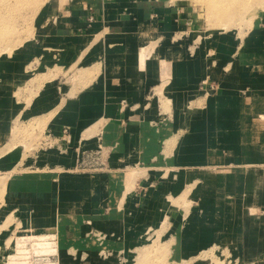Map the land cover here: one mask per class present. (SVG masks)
I'll return each mask as SVG.
<instances>
[{
    "label": "crops",
    "instance_id": "obj_1",
    "mask_svg": "<svg viewBox=\"0 0 264 264\" xmlns=\"http://www.w3.org/2000/svg\"><path fill=\"white\" fill-rule=\"evenodd\" d=\"M38 22L0 72L10 233L54 231L57 264H264V14L210 34L177 0H70Z\"/></svg>",
    "mask_w": 264,
    "mask_h": 264
},
{
    "label": "rangeland",
    "instance_id": "obj_2",
    "mask_svg": "<svg viewBox=\"0 0 264 264\" xmlns=\"http://www.w3.org/2000/svg\"><path fill=\"white\" fill-rule=\"evenodd\" d=\"M55 1H59L61 4L67 3L68 1L70 2V0H0V72H5L7 69L11 70L12 61L20 60L24 53L33 47L34 42L37 40L39 17L48 10V5ZM177 1H180L181 7L189 14L192 22H194V27L210 34L217 31L223 32L233 29H247L252 26L254 21L260 19L264 14V0H242V5L238 4L235 5L238 8L234 7L235 10H240L236 15L237 17H234V19H219L212 16L204 0ZM10 58L12 59L10 60ZM19 69L23 73V64L19 65ZM36 72L38 73V71ZM45 126V121H35L24 127L18 126L19 128L17 127V129L14 130L16 142L19 141V145L21 144L24 147H27L24 142H39L42 138L41 133H43ZM28 147L27 149L29 150L30 148ZM39 149L40 143H38L37 146H32L29 152L31 154H37ZM9 176L10 174H0V263H27L24 260H14L13 258L19 251L25 252L27 250L21 248L24 244L20 243L18 239L21 236H29L30 240L35 241V246L38 245V249L34 248L37 252L39 251L40 254H49L54 251L58 253L59 247L56 248V246L50 245V241L47 239L48 237L54 239V241H58V235L53 233L54 231L43 234L37 231V229H33L32 234L34 236L31 235V233H22L19 230V234L15 231L14 233H10L9 230L14 222L7 220L8 215L4 213ZM10 217L14 218L15 216ZM52 230H54V227ZM50 263L53 264L52 262H47L46 264Z\"/></svg>",
    "mask_w": 264,
    "mask_h": 264
},
{
    "label": "built area",
    "instance_id": "obj_3",
    "mask_svg": "<svg viewBox=\"0 0 264 264\" xmlns=\"http://www.w3.org/2000/svg\"><path fill=\"white\" fill-rule=\"evenodd\" d=\"M20 243H24L23 246L21 247L22 249H27L25 252L19 251L14 258L16 259H21L26 261V264H35V263H47V262H52L53 264H57V261H55L57 253L56 251L51 252V253H46V254H40L39 251L37 252L35 248V241L30 240L29 236H21L18 238ZM47 239L50 241V245L56 246L57 245V240L54 241V239H50L47 237ZM35 247V248H34Z\"/></svg>",
    "mask_w": 264,
    "mask_h": 264
},
{
    "label": "bare ground",
    "instance_id": "obj_4",
    "mask_svg": "<svg viewBox=\"0 0 264 264\" xmlns=\"http://www.w3.org/2000/svg\"><path fill=\"white\" fill-rule=\"evenodd\" d=\"M209 13L212 14V16L217 17L219 19H227V18H233L237 17L236 15L240 10H235V5H242V0H204ZM247 1V0H246ZM238 8V7H236ZM240 8V7H239ZM210 14V15H211ZM231 20V19H230ZM36 227V226H35ZM51 229V228H50ZM33 231V230H32ZM34 233V232H33ZM47 234V233H46ZM31 235H33L31 233ZM34 236V235H33ZM51 236V234H50ZM30 238V237H29ZM40 243V242H39ZM38 243V244H39ZM49 243V242H48ZM43 244V243H42ZM22 245V244H21ZM38 246V245H37ZM44 246V245H43ZM48 246V244H47ZM42 247V246H41ZM47 248V247H46ZM50 248V247H49ZM57 248V247H56ZM38 249V248H37ZM40 249V248H39ZM44 249V247H43ZM53 249V248H52ZM40 263V262H39ZM44 264V263H42ZM46 264V263H45ZM51 264V263H50Z\"/></svg>",
    "mask_w": 264,
    "mask_h": 264
}]
</instances>
